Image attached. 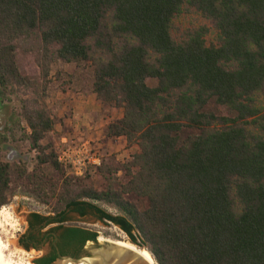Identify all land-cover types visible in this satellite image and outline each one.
<instances>
[{
  "label": "trees",
  "instance_id": "16d2710c",
  "mask_svg": "<svg viewBox=\"0 0 264 264\" xmlns=\"http://www.w3.org/2000/svg\"><path fill=\"white\" fill-rule=\"evenodd\" d=\"M189 11L217 44L204 26L174 37ZM59 61L91 66L92 93L123 112L106 135L135 150L129 160L76 177L42 143L55 122L41 98ZM14 96L37 155L31 171L5 162L0 133V210L34 198L52 215L37 218L81 247L98 233L66 222L92 216L157 264H264V0H0V109Z\"/></svg>",
  "mask_w": 264,
  "mask_h": 264
},
{
  "label": "rangeland",
  "instance_id": "374dc122",
  "mask_svg": "<svg viewBox=\"0 0 264 264\" xmlns=\"http://www.w3.org/2000/svg\"><path fill=\"white\" fill-rule=\"evenodd\" d=\"M207 27L209 33L206 36L207 44H217V31L212 24L205 20L195 11H189L181 15L174 21V37H180L181 33L187 29ZM20 66L24 73L32 78L39 77V69L34 63L33 58L28 57L20 51ZM89 64L77 66L75 64H67L64 62H56L51 67L49 76V86L45 91V96L41 98L42 105L51 111L55 122L54 131L42 142L44 145L51 144L54 149L61 148L63 138L69 139L72 142H90L94 149L99 153L102 161H118L125 162L135 153L132 148L126 147L124 139H110L104 133L98 131V134L88 132L86 125L77 128L69 122L72 119V112L65 106L66 103L58 98V93H65L67 89L80 90L87 94L92 93V74ZM149 86H156L157 82L148 79ZM20 97H9L4 99V107L0 109V133H5L8 137L6 148L2 152V158L5 162H24L27 168L31 171L35 164L37 152L30 150V145L24 141V134L29 130L26 128V123L18 117L20 112ZM259 105L264 107V98L259 99ZM110 108L103 105V109ZM109 111L120 112L122 110L110 108ZM107 211L115 214L116 212L107 207H103ZM30 213H36L43 217L52 216L50 209L47 206L39 204L34 198L18 194L10 203L0 210V223L3 228H0V239L18 249L17 240L19 235L25 230V221ZM8 216V217H7ZM12 219H10V218ZM68 227H79L89 231L98 233L100 239L105 238L111 241L126 239V235L116 226L110 223L97 222L92 216L80 218L76 214L69 216ZM51 226L50 228H52ZM93 243L87 245L86 251L93 247ZM20 250V249H18ZM24 252V251H23ZM27 253L31 260H37L42 257L41 253L36 250H31Z\"/></svg>",
  "mask_w": 264,
  "mask_h": 264
},
{
  "label": "flooded vegetation",
  "instance_id": "af4514ba",
  "mask_svg": "<svg viewBox=\"0 0 264 264\" xmlns=\"http://www.w3.org/2000/svg\"><path fill=\"white\" fill-rule=\"evenodd\" d=\"M36 215L39 214L30 213L27 216L25 230L19 235L17 245L26 251L36 250L38 253H41L42 257L37 259V264H48V262L53 259V261L49 263L52 264L61 257L78 258L86 252L87 245L93 243L87 241L85 245L81 247V242H79L76 246L70 238L65 237L64 230H51L50 227L55 225L47 224L46 220L39 219ZM79 217L86 218V216ZM68 222H66V224ZM67 250H69V253H65Z\"/></svg>",
  "mask_w": 264,
  "mask_h": 264
},
{
  "label": "crops",
  "instance_id": "0c3cea01",
  "mask_svg": "<svg viewBox=\"0 0 264 264\" xmlns=\"http://www.w3.org/2000/svg\"><path fill=\"white\" fill-rule=\"evenodd\" d=\"M57 96L67 104L65 107L72 112V119L69 122L77 128L86 125L88 132L95 135L98 131L101 134L104 133L108 123L122 117L120 112L109 111L110 108L103 109V104L93 93L85 94L72 88L67 89L65 93H58ZM63 141L70 140L63 138L61 142Z\"/></svg>",
  "mask_w": 264,
  "mask_h": 264
},
{
  "label": "water",
  "instance_id": "95a60500",
  "mask_svg": "<svg viewBox=\"0 0 264 264\" xmlns=\"http://www.w3.org/2000/svg\"><path fill=\"white\" fill-rule=\"evenodd\" d=\"M125 242L134 247L140 248L128 237H126ZM93 244L94 245L93 247H91V249L86 251L78 258L61 257L59 260L52 264H56L58 262H66V264H150L147 260H145L135 252L123 249L112 243H100L99 238L97 239V242ZM18 249L24 252H28L19 246ZM143 250L148 252L146 249ZM151 257L152 259H154L152 255ZM36 261L37 260H32L31 264H37Z\"/></svg>",
  "mask_w": 264,
  "mask_h": 264
},
{
  "label": "built area",
  "instance_id": "2783aa9c",
  "mask_svg": "<svg viewBox=\"0 0 264 264\" xmlns=\"http://www.w3.org/2000/svg\"><path fill=\"white\" fill-rule=\"evenodd\" d=\"M57 161L69 169L70 174L81 177L89 168L99 167L102 158L88 141L82 143L63 141L57 153Z\"/></svg>",
  "mask_w": 264,
  "mask_h": 264
},
{
  "label": "bare ground",
  "instance_id": "6f19581e",
  "mask_svg": "<svg viewBox=\"0 0 264 264\" xmlns=\"http://www.w3.org/2000/svg\"><path fill=\"white\" fill-rule=\"evenodd\" d=\"M0 228H3L1 223H0ZM99 242L102 244L103 243L115 244L118 247L137 253L145 260H147L150 264H157L155 260L152 259L151 255L148 252L144 251L143 249L134 247L129 243H126L125 239L111 241L109 239L102 238L99 239ZM31 261L32 260L27 253L23 252L22 250L14 249L13 246L3 242L0 239V264H31ZM56 264H66V262H58ZM69 264H73V263H69Z\"/></svg>",
  "mask_w": 264,
  "mask_h": 264
}]
</instances>
